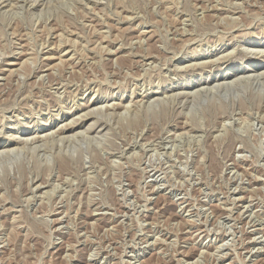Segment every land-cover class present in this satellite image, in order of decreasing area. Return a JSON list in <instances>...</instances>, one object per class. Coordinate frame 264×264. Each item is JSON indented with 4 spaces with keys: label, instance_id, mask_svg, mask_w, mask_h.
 Segmentation results:
<instances>
[{
    "label": "rangeland",
    "instance_id": "obj_1",
    "mask_svg": "<svg viewBox=\"0 0 264 264\" xmlns=\"http://www.w3.org/2000/svg\"><path fill=\"white\" fill-rule=\"evenodd\" d=\"M0 146V264H264V0H0Z\"/></svg>",
    "mask_w": 264,
    "mask_h": 264
},
{
    "label": "bare ground",
    "instance_id": "obj_2",
    "mask_svg": "<svg viewBox=\"0 0 264 264\" xmlns=\"http://www.w3.org/2000/svg\"><path fill=\"white\" fill-rule=\"evenodd\" d=\"M172 2H173V0H172ZM125 4V3H124ZM88 6V5H87ZM119 6V5H118ZM167 8V7H166ZM91 9V8H90ZM122 10H123V8H122ZM152 12H153V10H152ZM204 12V11H203ZM81 14V13H80ZM179 14V13H178ZM120 15V14H119ZM125 17V16H124ZM101 18V17H100ZM130 18V17H129ZM230 18V17H229ZM238 18V17H237ZM103 19V18H102ZM126 19V18H125ZM131 19V18H130ZM233 20V19H232ZM234 21V20H233ZM183 23V22H182ZM203 23V22H202ZM116 24V23H115ZM107 25V24H106ZM89 26V25H88ZM44 27V26H43ZM84 28V27H83ZM43 29V28H42ZM68 29V28H67ZM94 29V28H93ZM101 29V28H100ZM185 30V29H184ZM96 31V30H95ZM104 31V30H103ZM145 31V30H144ZM192 32V31H191ZM140 33H142V32H140ZM149 33V32H148ZM187 34V33H186ZM91 35V34H90ZM118 35V34H117ZM143 37V36H142ZM75 40V39H74ZM77 41V40H76ZM137 41V40H136ZM145 41V40H144ZM63 42V41H62ZM98 43V42H97ZM5 44V43H4ZM260 44V43H259ZM258 44V45H259ZM84 45V44H83ZM73 46V45H72ZM60 47V46H59ZM103 47V46H102ZM55 50H58L57 49V47H55L54 48ZM7 51V50H6ZM109 51H110V49H109ZM108 51V52H109ZM69 52V51H68ZM115 52V51H114ZM55 53H56V51H55ZM117 53V52H116ZM74 54V53H73ZM109 54H110V52H109ZM111 54H112V52H111ZM255 54V53H254ZM259 54V53H258ZM2 55H3V53H2ZM49 57V56H48ZM106 59V58H105ZM60 60V59H59ZM67 60V59H66ZM213 61V60H212ZM211 61V62H212ZM9 62V61H8ZM31 62V61H30ZM217 62V61H216ZM46 64V63H45ZM207 64V63H206ZM147 65V64H146ZM115 66V65H114ZM152 66V65H151ZM118 67V66H117ZM154 67V66H153ZM88 68V67H87ZM3 69V68H2ZM126 70V69H125ZM254 70V69H253ZM252 70V71H253ZM111 71V70H110ZM243 73V72H247L246 70H240V68L239 69H236L235 71H233V72H227V73H222V74H220L219 75V78H211L210 80H206V79H203V83L202 84H206V83H211V82H215V81H220V80H227V79H229V78H231V76L233 75V74H235V73ZM254 72V71H253ZM12 73V72H11ZM14 73V72H13ZM173 75V74H172ZM242 75V74H241ZM43 76V75H42ZM217 76V75H216ZM234 76V75H233ZM259 76V75H258ZM48 77V76H47ZM41 79V78H40ZM257 80V79H256ZM197 82H199V81H197ZM223 82V81H222ZM216 83V82H215ZM214 83V84H215ZM198 84V83H197ZM198 85H200V83L198 84ZM230 85V84H229ZM231 85H232V83H231ZM212 86V85H211ZM224 87V86H223ZM219 88V87H218ZM197 89H198V87H197ZM207 89V88H206ZM200 90V89H199ZM202 91V90H201ZM226 94V93H225ZM224 94V95H225ZM149 98V94H145L144 96H143V98H141L142 100L143 99H148ZM225 98V97H224ZM140 99V100H141ZM145 101V100H144ZM135 102V101H134ZM132 103V102H131ZM141 103V102H140ZM113 105V104H112ZM129 105V104H128ZM130 106V105H129ZM109 107H110V105H109ZM112 107V106H111ZM129 108V107H128ZM131 108V107H130ZM110 109V108H109ZM126 111V110H125ZM121 113V112H120ZM262 115H263V113H262ZM262 117V116H261ZM257 121V120H256ZM227 122V121H226ZM254 122V121H253ZM237 124V123H236ZM259 124V123H258ZM76 123H70V124H67V125H65V127H63V128H61V133H64V131H68V130H71V129H73V128H75L76 126ZM204 126V125H203ZM72 131V130H71ZM221 131H222V129H221ZM56 133V132H55ZM60 133V134H61ZM219 134V133H218ZM62 135V134H61ZM59 136V135H58ZM64 136V135H63ZM37 137V136H36ZM39 137V136H38ZM40 138H41V136H40ZM39 139V138H38ZM225 139V138H224ZM16 140V139H15ZM15 140H13V139H10V141H9V143H8V145H7V147H10V146H13L14 144H15ZM17 141V140H16ZM23 141V140H22ZM21 141V142H22ZM149 141V140H148ZM36 142V141H35ZM132 144V143H131ZM0 148H3L2 146H0ZM147 149V148H146ZM146 151V150H145ZM155 151V150H154ZM222 156V155H221ZM241 156V155H240ZM243 157V156H242ZM17 158V157H16ZM239 159V158H238ZM243 161V160H242ZM150 171V170H149ZM238 174V173H237ZM148 175V174H147ZM150 175V174H149ZM30 176V175H29ZM151 176V175H150ZM168 176V175H167ZM149 177V176H148ZM69 178V177H68ZM229 178V177H228ZM237 179V178H236ZM260 180V179H259ZM66 181V180H65ZM71 181V180H70ZM239 181H240V179H239ZM33 182V181H32ZM74 182V181H73ZM40 184V183H39ZM36 185L35 187L37 188V190L38 191H41V189L43 188L42 186L43 185ZM60 185V184H59ZM35 187H34V189H35ZM63 188V187H62ZM157 188V187H156ZM155 188V189H156ZM53 189V188H52ZM34 191V190H33ZM235 192V191H234ZM42 193V192H41ZM224 197V196H223ZM150 199H151V197H150ZM237 199V198H236ZM64 200V199H63ZM30 201V200H29ZM51 201V200H50ZM59 202V201H58ZM44 203V202H43ZM179 203V202H178ZM46 204V203H45ZM226 204V203H225ZM230 204V203H229ZM3 205V204H2ZM127 206V205H126ZM144 206V205H143ZM247 206V205H246ZM149 207V206H148ZM43 208V207H42ZM12 209V208H11ZM15 210V209H14ZM17 210V209H16ZM139 211V210H138ZM245 211V210H244ZM18 212H20V211H18ZM106 213V212H105ZM135 213V212H134ZM244 213V212H243ZM241 214V213H240ZM13 215V214H12ZM206 215V214H205ZM66 217V216H65ZM73 217V216H72ZM254 217V216H253ZM213 218V217H212ZM239 218V217H238ZM237 219V218H236ZM58 222V221H57ZM14 223V222H13ZM196 223V222H195ZM146 224V223H145ZM192 224V223H191ZM252 224V223H251ZM148 226V225H147ZM157 226V225H156ZM1 228V227H0ZM192 229V228H191ZM186 231H188V230H186ZM136 236V235H135ZM161 240V239H160ZM158 241H159V239H158ZM254 241V240H253ZM257 242V241H256ZM135 243V242H134ZM161 243V242H160ZM225 243V242H224ZM254 244V243H253ZM164 245H167V244H164ZM2 246V245H1ZM171 247V246H170ZM73 248V247H72ZM228 249V248H227ZM69 250V249H68ZM248 251V250H247ZM111 253V252H110ZM161 253V252H160ZM248 253V252H247ZM200 255V254H199ZM201 255H203V254H201ZM65 256V255H64ZM173 257V256H172ZM69 259V258H68ZM179 260V259H178ZM169 261V260H168ZM180 261V260H179ZM214 261V260H213ZM192 263V262H191ZM190 263V264H191ZM194 264V263H193ZM197 264V263H196Z\"/></svg>",
    "mask_w": 264,
    "mask_h": 264
}]
</instances>
